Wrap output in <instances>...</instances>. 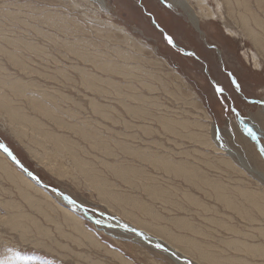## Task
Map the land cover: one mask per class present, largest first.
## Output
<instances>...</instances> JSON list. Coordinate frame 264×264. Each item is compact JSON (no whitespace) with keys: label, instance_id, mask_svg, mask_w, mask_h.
<instances>
[{"label":"rangeland","instance_id":"1","mask_svg":"<svg viewBox=\"0 0 264 264\" xmlns=\"http://www.w3.org/2000/svg\"><path fill=\"white\" fill-rule=\"evenodd\" d=\"M206 1L195 27L168 0H144L151 19L140 0H0V142L86 208L1 152L0 261L176 264L117 218L193 264H264V156L240 129L264 132V52L239 17L264 40V0Z\"/></svg>","mask_w":264,"mask_h":264},{"label":"bare ground","instance_id":"2","mask_svg":"<svg viewBox=\"0 0 264 264\" xmlns=\"http://www.w3.org/2000/svg\"><path fill=\"white\" fill-rule=\"evenodd\" d=\"M169 1V3H170V5L174 8V9H179V10H181L182 11V13L185 15V17H186V19H188L189 21H190V23H193L194 24V26L195 27H197V25H199V22H200V20L201 19H206L207 17H210V16H213V17H215V15H213V14H209V15H207V16H204V15H202V12L200 11V10H196V9H194V7H193V3L192 2H196L198 5L199 4H202V3H204V4H208V2L206 1V0H168ZM228 4H229V6L228 7H230L231 6V4H230V0H225ZM235 2H236V4L238 5V7H239V5H243L242 6V8H246V6H245V4H243V3H241L239 0H234ZM221 5V4H220ZM233 6H235L236 7V5H233ZM232 6V7H233ZM240 8H241V6H240ZM230 13H234V9L232 10L231 9V7H230V10L229 9H227ZM236 11V10H235ZM238 12V11H237ZM232 13V15H234ZM236 13V12H235ZM239 13V12H238ZM227 14V13H226ZM237 15V14H236ZM239 15V14H238ZM235 17V16H234ZM238 16H236V18H237ZM240 21H241V23H242V27L243 28H241V29H243L242 31L245 33V35L248 37V38H250V40H251V43H252V45H254L255 46V49H257V50H259L260 51V53L261 52H264V40H263V38H262V36L259 34V32H257L256 30H254L253 28H251L249 25H248V17L245 15V14H240ZM230 18H232V16L230 17ZM233 19V18H232ZM234 20V19H233ZM239 22V21H238ZM198 23V24H197ZM240 23V22H239ZM255 24H256V26L257 27H259V28H261V25H260V23L258 22V21H255ZM241 26V25H240ZM130 37V36H129ZM133 46V45H132ZM125 52V51H124ZM138 52H139V50H138ZM258 52V51H257ZM259 53V52H258ZM133 56V55H132ZM264 56V55H263ZM261 57H262V55H261ZM264 58V57H263ZM221 59V58H220ZM218 62V61H217ZM107 66H109V65H107ZM111 66H113V65H111ZM217 84H219V83H217ZM13 88H16V86H14ZM264 106V105H263ZM11 107V106H10ZM13 108V109H12ZM11 109H8L9 110V112H11V114H10V117L11 118H14L15 120L17 119L18 120V115H19V118L21 119L23 116H22V114L21 113H19V111H18V109H14V107H12ZM19 109H21V108H19ZM263 109V108H262ZM98 110V109H97ZM263 112V111H262ZM30 120V119H29ZM28 120V121H29ZM22 121H23V119H22ZM27 121V120H26ZM31 121V120H30ZM24 122V121H23ZM27 123V122H26ZM34 126V125H33ZM251 126H254V127H256L257 128V125H256V123L253 121V120H250L249 122H247V121H245V120H243V121H240V129L242 130V132L244 131V133L245 134H248V127L250 128ZM259 131H260V133L261 134H264V132L262 131V129L261 128H257ZM43 130V129H42ZM34 132H36V131H34ZM49 136V135H48ZM250 137V139H252V140H256V138L255 139H253V137H251V136H249ZM51 138H54L53 136H51ZM36 139V138H35ZM32 140H33V138H32ZM96 142V141H95ZM62 145H64V142H61V144H60V146H62ZM215 146V145H214ZM257 146V145H256ZM260 146H261V149L262 148H264L261 144H260ZM62 148V147H61ZM60 148V149H61ZM64 148H65V145H64ZM226 149V148H225ZM258 149V148H257ZM261 149H260V152H261ZM226 151H229V150H227L226 149ZM3 153V152H2ZM231 153V152H230ZM4 154V153H3ZM0 155H1V151H0ZM5 155V154H4ZM7 157V156H6ZM8 158V157H7ZM4 162V161H3ZM1 163V162H0ZM95 163V162H94ZM1 166V165H0ZM86 167H88V166H86ZM179 167V166H178ZM0 168H2V166L0 167ZM5 168V167H4ZM176 170H177V168L176 167H174ZM87 169V168H86ZM181 169H182V171L184 170V172H186L189 176H194L195 177V174L197 173V171L195 172V170L194 169H192L190 166L188 167V166H186V165H184V166H182L181 167ZM8 171H10L9 169L7 170V172H6V174L7 175H9L8 173ZM178 171V170H177ZM2 172V171H1ZM6 175V176H7ZM138 175V174H137ZM10 177H11V175H9ZM197 176V175H196ZM12 177H14V178H17L16 176H15V174L12 176ZM21 177L27 182V180L25 179V177H24V175H21ZM193 178V177H192ZM202 178V177H201ZM9 179V178H8ZM20 181H21V179H19ZM199 180H201V179H199ZM24 181V182H25ZM92 182L93 183H96L97 181H95V180H93L92 179ZM28 183V182H27ZM29 184V183H28ZM99 187H100V183H99V185H98ZM17 188V187H16ZM24 197H25V199L28 201V203H34V205L36 206V205H39V203L37 202V200H33V198H31L29 195H24ZM43 214V216H45L46 217V213L45 212H43L42 210L41 211H39V214ZM67 218H69L67 215H66V217H65V219H67ZM114 220H115V223H118V224H121V227L122 228H126V230L127 229H133L131 226H129V225H127V224H124V223H122L119 219H117V218H114ZM138 225L139 226H143L145 229L144 230H148V228L147 227H145L144 225H142L141 223H138ZM143 229V228H142ZM135 230V229H134ZM136 231L137 232H139V234H141V235H143L144 237H142V238H150L151 240H154V241H157V243L158 244H160L161 245V243L159 242V240L158 239H156L155 237H150L146 232H144V231H139V230H137L136 229ZM135 237L136 236H134L133 238L135 239ZM135 240H138V241H140V239L138 238L137 239V237H136V239ZM140 242H142V243H144V244H146L144 241H140ZM165 248H167L171 253H173V255L175 256V257H173L172 255H169L168 253H165V254H167L168 255V257L169 258H171L172 259V261L173 262H175L176 264H178L177 263V261H176V258L178 257V258H180L178 255H177V253H176V251L174 250V248L173 247H171L170 245H168V244H166V243H163L162 244ZM151 247V246H150ZM153 248V247H152ZM177 256V257H176ZM180 259H183V258H180Z\"/></svg>","mask_w":264,"mask_h":264},{"label":"water","instance_id":"3","mask_svg":"<svg viewBox=\"0 0 264 264\" xmlns=\"http://www.w3.org/2000/svg\"><path fill=\"white\" fill-rule=\"evenodd\" d=\"M238 121H239V118H238ZM243 133H244V131H243ZM245 134V133H244ZM245 135H247V136H249L248 134H245ZM254 142H255V144L257 145V148H258V150L260 151V149H261V146H260V143L257 141V140H253ZM0 145H2L3 147H0V151L1 152H3L7 157H8V159L13 163V164H15L17 167H19L22 171H23V173L27 176V177H29L30 179H32L33 181H35L40 187H43V188H45V189H48V190H50L51 192H53L57 197H60V198H62V199H66L69 203H71V204H73V205H75L76 207H78V208H80L82 211H86V208L85 207H83V206H81L80 204H78V203H75L73 200H71L68 196H65V195H63L61 192H59V191H57V190H55V189H52V188H50L49 186H47V185H45L44 183H42L34 174H32L31 172H29L16 158H15V156L11 153V151L3 144V143H1L0 142ZM4 148H7L8 149V151L6 152V151H4ZM9 152L11 153V155H9ZM264 156V155H263ZM110 221L113 223V225H111L110 223H108V222H106V223H102V225H104V226H107V227H109V228H112V229H117L119 226H120V228H122L121 227V224H118V223H115V220H114V218H111L110 219ZM117 225V226H116ZM124 230H126V228H123ZM127 231L128 232H130L133 236H136L137 237V239L139 238L140 239V241L142 240V241H144L146 244L145 245H147V246H151V247H153V248H156V249H159V250H161V251H163L164 253H168L169 255H172L173 257H175L174 255H173V253H171L167 248H165L163 245H160V244H158L157 243V241H154V240H151L150 238H142V237H144L143 235H141V234H139V232H137L136 230H134V229H127ZM136 237H135V239H136ZM157 245H160V247L159 248H157L156 246ZM177 257V256H176ZM176 261H177V263L178 264H187V262H188V260L187 259H180V258H176ZM191 264H193V263H191Z\"/></svg>","mask_w":264,"mask_h":264},{"label":"snow or ice","instance_id":"4","mask_svg":"<svg viewBox=\"0 0 264 264\" xmlns=\"http://www.w3.org/2000/svg\"><path fill=\"white\" fill-rule=\"evenodd\" d=\"M139 6H140V8L143 10L144 14L147 15V16L151 19V17H152V13L147 9V6L145 5L144 0H140V5H139ZM168 6L171 7V5H168ZM152 22L155 24V21H154V20H153ZM156 27H159V25L157 24ZM161 31H163V30H161ZM163 38H164V40L167 42V44H169V45H171V46H173V47L176 46L175 43H174V39H173V37H172L171 35L164 34ZM187 55H193V53H187ZM232 83L235 84L236 81L233 80ZM239 87H240V86L237 84V90L239 89ZM215 92H216L217 94H223V93H224V88H222V87H220L219 85H217V86L215 87ZM248 135L251 136V137H253V139L256 138V133H255L254 131H252L251 128L248 129ZM0 147H3V146L0 145ZM4 151L7 152L8 149H7V148H4ZM261 154L264 155V148L261 149ZM9 155H11L10 152H9ZM156 247L159 248L160 245H157ZM0 264H11V258L9 257V258H7V259L4 260V261H0ZM187 264H191V262L188 261Z\"/></svg>","mask_w":264,"mask_h":264}]
</instances>
